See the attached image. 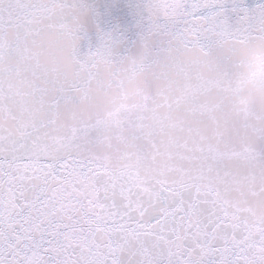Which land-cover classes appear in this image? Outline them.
<instances>
[{
	"label": "snow or ice",
	"instance_id": "obj_1",
	"mask_svg": "<svg viewBox=\"0 0 264 264\" xmlns=\"http://www.w3.org/2000/svg\"><path fill=\"white\" fill-rule=\"evenodd\" d=\"M127 7L0 0V264H264V0Z\"/></svg>",
	"mask_w": 264,
	"mask_h": 264
},
{
	"label": "water",
	"instance_id": "obj_2",
	"mask_svg": "<svg viewBox=\"0 0 264 264\" xmlns=\"http://www.w3.org/2000/svg\"><path fill=\"white\" fill-rule=\"evenodd\" d=\"M248 2L253 3L254 0H248ZM89 3H92L93 5H95L97 9L102 13L105 11L106 6L113 4V3H118L119 8L116 10L117 13L120 16H122L126 21L132 20V15L130 13L129 8L127 7V5L130 3V0H89ZM112 19L115 20L116 17L114 16ZM95 39H96V36L93 30L89 33V39L85 42H82L83 46L86 47L88 43H94Z\"/></svg>",
	"mask_w": 264,
	"mask_h": 264
}]
</instances>
